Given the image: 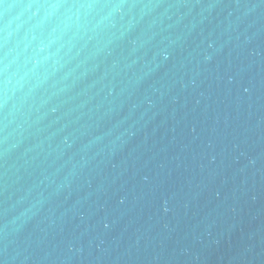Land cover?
<instances>
[{"label":"water","instance_id":"95a60500","mask_svg":"<svg viewBox=\"0 0 264 264\" xmlns=\"http://www.w3.org/2000/svg\"><path fill=\"white\" fill-rule=\"evenodd\" d=\"M0 264H264V0H0Z\"/></svg>","mask_w":264,"mask_h":264}]
</instances>
